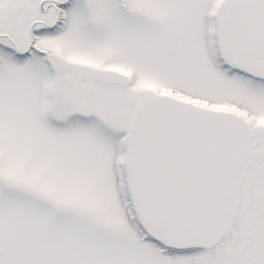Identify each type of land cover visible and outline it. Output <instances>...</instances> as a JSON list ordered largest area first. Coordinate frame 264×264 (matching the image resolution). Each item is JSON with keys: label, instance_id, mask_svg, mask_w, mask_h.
<instances>
[{"label": "rangeland", "instance_id": "rangeland-1", "mask_svg": "<svg viewBox=\"0 0 264 264\" xmlns=\"http://www.w3.org/2000/svg\"><path fill=\"white\" fill-rule=\"evenodd\" d=\"M121 1L79 2L23 61L0 44V264H264L250 237L262 218L260 159L242 170L238 216L211 249L171 252L145 238L123 174L131 117L146 95L264 121V73H228V0ZM95 69L130 79L97 83Z\"/></svg>", "mask_w": 264, "mask_h": 264}, {"label": "water", "instance_id": "water-1", "mask_svg": "<svg viewBox=\"0 0 264 264\" xmlns=\"http://www.w3.org/2000/svg\"><path fill=\"white\" fill-rule=\"evenodd\" d=\"M227 5V24L234 27L239 51L260 55L262 7L257 0H229ZM228 49L237 61L232 45ZM93 76L105 83L129 80L114 70H95ZM248 130L239 115L169 95H148L138 102L124 170L132 207L150 237L174 249H209L223 239L240 207L239 170L255 148Z\"/></svg>", "mask_w": 264, "mask_h": 264}, {"label": "flooded vegetation", "instance_id": "flooded-vegetation-1", "mask_svg": "<svg viewBox=\"0 0 264 264\" xmlns=\"http://www.w3.org/2000/svg\"><path fill=\"white\" fill-rule=\"evenodd\" d=\"M85 2V0H0L2 9L0 10V44L3 45V49L10 54L12 60L23 61L27 56L32 54H40L39 43H41V36H48L47 34H56L60 26L64 23L63 14L70 15L77 7L79 2ZM117 3V0H114ZM122 2L121 0H119ZM263 6L264 13V2L260 0ZM48 18V22L42 18ZM262 28L264 30V17L262 20ZM230 37L227 41H234V34L231 28H228ZM5 40L6 42H2ZM38 44V45H37ZM237 57L240 66L235 65L230 59H228V73L231 75H242L245 76L248 72H253L249 76V80H258L259 74L264 73V51L261 57L253 58L250 55H241L238 51V47L235 46L233 50ZM6 52V53H7ZM47 54V53H46ZM45 54V55H46ZM50 61V60H49ZM46 62V61H45ZM253 64V67H250ZM247 67H250L249 69ZM250 70V71H249ZM252 70V71H251ZM97 82V81H96ZM99 83V82H97ZM68 96V98L72 97ZM238 115H241L250 123V136L252 141L255 142V149L251 153V157L248 162H252L255 159H260L264 162V151L259 150V147L264 145V127H260V123L264 125V121L258 122L260 113H252L250 111H239L238 108L232 107L226 109ZM264 119V117H263ZM254 129L263 130L257 135H252L251 132ZM261 141V142H259ZM248 162L245 164L247 165ZM241 169V183H242V198L244 195L242 170ZM259 200L260 216L262 218L256 220L254 223L253 230L247 228L246 235L249 237H258L260 241L258 246L255 247V252L264 253V187L260 189ZM251 225V223H248ZM258 239V240H259Z\"/></svg>", "mask_w": 264, "mask_h": 264}]
</instances>
